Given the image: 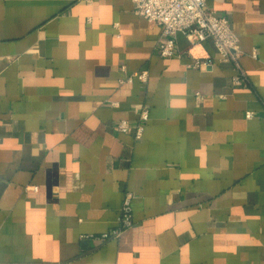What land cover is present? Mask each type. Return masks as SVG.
<instances>
[{"label": "crops", "instance_id": "0c3cea01", "mask_svg": "<svg viewBox=\"0 0 264 264\" xmlns=\"http://www.w3.org/2000/svg\"><path fill=\"white\" fill-rule=\"evenodd\" d=\"M206 4L239 84L211 38L158 55L131 0H0V264H264V0Z\"/></svg>", "mask_w": 264, "mask_h": 264}, {"label": "built area", "instance_id": "2783aa9c", "mask_svg": "<svg viewBox=\"0 0 264 264\" xmlns=\"http://www.w3.org/2000/svg\"><path fill=\"white\" fill-rule=\"evenodd\" d=\"M134 12L149 21L161 25L160 36L154 46L155 52L163 57L175 55L176 35L181 32L190 40L202 41L211 38L222 59L230 60L236 69L232 78L234 84H239L244 79V72L238 62L240 49L237 36L231 30L229 21L225 14L217 13L208 7L206 0H131ZM256 57L255 52L252 53ZM200 61L196 59L187 67L199 66ZM125 71V67L121 66ZM137 78L142 84L148 80V70L143 68L127 74L119 81H132ZM245 116H253L251 111H246ZM149 118L148 106L142 104L135 120L119 119L115 128L120 132L132 131L135 139L142 138L144 127ZM132 193H124L118 208L117 223L114 227L100 234L104 239L116 238L120 233L133 225L131 209Z\"/></svg>", "mask_w": 264, "mask_h": 264}]
</instances>
